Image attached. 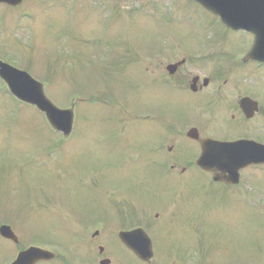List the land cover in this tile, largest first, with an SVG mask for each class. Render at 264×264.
<instances>
[{
  "label": "rangeland",
  "instance_id": "374dc122",
  "mask_svg": "<svg viewBox=\"0 0 264 264\" xmlns=\"http://www.w3.org/2000/svg\"><path fill=\"white\" fill-rule=\"evenodd\" d=\"M37 1L26 0L17 10L0 5V59L45 84L58 108L76 103V126L63 142L35 109L13 101L0 81V213L5 221L35 238L57 230L77 237L85 232L75 230L83 223L102 219V226L114 228L133 216L149 223L152 212L158 220L150 222V232L158 241L159 264L171 257L169 264H264V169L245 171L236 189L215 185L197 169L186 176L166 167L159 171L154 162L163 167L166 157L160 152L153 157V149L168 130L146 120L164 114L183 125L182 135L196 127L197 120H189L209 100L190 95L196 103L160 83L168 65L183 59L186 88L192 76L217 74L219 80L212 81L230 85L225 90H234V103L245 93L238 90L247 89L264 111V64L242 63L253 38L227 29L191 0ZM126 3L131 7L125 12L121 5ZM7 26L8 36L1 34ZM100 96L111 104H89ZM84 101L98 106L78 105ZM221 108L213 110L211 134L264 142V116L255 128L256 120L245 122L233 109ZM52 149L56 161H46ZM196 151L182 141L178 154L190 158ZM174 177L178 184L166 180ZM116 201L125 203L124 214L117 212ZM61 235L54 242L64 250L71 241L82 243ZM108 241L109 249H117L111 234Z\"/></svg>",
  "mask_w": 264,
  "mask_h": 264
},
{
  "label": "flooded vegetation",
  "instance_id": "af4514ba",
  "mask_svg": "<svg viewBox=\"0 0 264 264\" xmlns=\"http://www.w3.org/2000/svg\"><path fill=\"white\" fill-rule=\"evenodd\" d=\"M183 70L179 68L177 72H175L172 76L170 74L163 75L167 80L174 81L173 88L179 94L186 93V97L193 99H208L204 106L198 107V111L201 114L195 116L193 121L196 127L190 128L196 129L198 138H188L187 131L185 135H182L183 125H177L173 120L166 119L167 117L164 114L155 115L152 117L154 125H157L161 128H165L168 130V134L162 142L157 144L154 147V151L157 153L158 150H166L169 159L166 165L170 164V168L172 171H175L180 168L181 172H188L193 169H199L196 166V161L198 160L201 152H202V141L205 139H215L219 141L225 142H234L238 140H254L257 142L264 143L260 141V139L250 137V136H237V137H222L220 134L213 135L210 130L213 125L214 115L210 112V109H213L217 105H219L222 100L229 101V99L237 96L234 93V90H225V96H221L220 92L223 91L221 88L229 87L230 85L224 84L223 86H218L216 83L210 81V83L205 84L201 79L196 84H189L186 88L187 83L183 81V76H179ZM193 77L192 79H194ZM184 82V83H183ZM239 91V90H238ZM192 97H191V96ZM229 97L225 99V97ZM244 97H251L250 95H240L239 100L237 101V106L234 110L244 116L242 109L240 107V100ZM195 100V99H193ZM196 101V100H195ZM197 103V101H196ZM261 113L259 111L255 114V116L249 120H255ZM262 115V114H261ZM206 120V123H203L201 120ZM182 141H186L188 143L194 144L197 148L195 154H193L190 158L179 156V147ZM164 161V160H162ZM165 162V161H164ZM156 163V162H155ZM1 212V211H0ZM2 213V212H1ZM0 213V264H157L158 253L156 252L155 244L154 245V255L148 256L149 260H142L140 256L134 253L132 250L127 248L119 239L118 235L121 231H132L138 228H142L140 226H125L121 228V230L114 228L106 227V225L102 226L98 223L99 228L92 233H83L80 236L79 242L80 244L71 241V244H67V250H64L62 247L57 245L54 241V238H48V236L35 238L30 235V233H22L19 231L15 223L12 220L5 221ZM4 215V214H3ZM5 216V215H4ZM8 226V235L6 237L2 236L1 228L3 226ZM112 236V238L117 242V249L111 250L108 248L109 241L108 235ZM43 240V243H42ZM79 248L82 250L79 253L75 254V251ZM30 249L31 252H28ZM46 250L50 253H43L36 250ZM72 255H75L73 259ZM142 257V256H141Z\"/></svg>",
  "mask_w": 264,
  "mask_h": 264
},
{
  "label": "water",
  "instance_id": "95a60500",
  "mask_svg": "<svg viewBox=\"0 0 264 264\" xmlns=\"http://www.w3.org/2000/svg\"><path fill=\"white\" fill-rule=\"evenodd\" d=\"M1 1V0H0ZM18 3L21 0H3ZM207 9L219 15L223 22L234 30L244 29L256 36L255 46L247 60L264 62V0H196ZM11 92L19 100L36 106L51 126L68 137L73 130L74 111L59 110L47 98L42 84L34 81L27 73L8 66L0 71ZM208 158L210 160H208ZM199 164L202 167L216 166L229 174L228 178L215 177L216 181L226 180L237 183L239 170L252 164H264V146L254 142L222 144L209 142L204 147ZM128 244L132 241L126 236Z\"/></svg>",
  "mask_w": 264,
  "mask_h": 264
}]
</instances>
